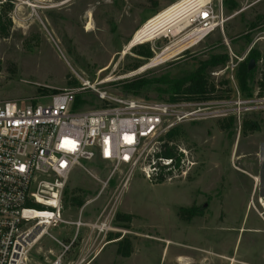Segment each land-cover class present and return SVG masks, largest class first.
Returning a JSON list of instances; mask_svg holds the SVG:
<instances>
[{"label": "rangeland", "instance_id": "1", "mask_svg": "<svg viewBox=\"0 0 264 264\" xmlns=\"http://www.w3.org/2000/svg\"><path fill=\"white\" fill-rule=\"evenodd\" d=\"M176 1L0 0V25L11 20L7 34L1 35L0 30V100L43 102L59 91L75 90L76 98L89 101L93 97L92 104H77L78 108L92 109L102 102L81 89L88 81L113 96L165 101L169 95L159 90V84L127 94L121 83L166 73L181 76L211 57L226 56L204 71L213 86L208 118L171 128H176L171 144L190 150L196 162L186 177L149 180L144 162L132 167L94 159L75 165L62 194L63 219L75 220L80 211L81 207L69 203L73 196L84 200L85 221H94L115 203L113 230L90 237L96 251H83L88 239L82 234L79 248L67 252L75 264H264V107L239 111L234 104L235 85L241 98L248 96L237 82V66L232 67L251 50L259 53L261 59H253L249 85L251 95L255 94L264 65V0H213L215 21L222 23L223 31L216 29L172 58L150 66L156 54L188 29L127 44L148 18ZM233 2L237 7L230 9ZM139 44L150 47L151 58L134 53ZM137 62L141 65L131 70ZM221 112L226 115L219 116ZM244 121L248 128L257 125L259 129L245 130ZM183 210L192 213L187 220ZM68 227L58 225L50 231L68 244L72 235ZM123 239L130 243L129 257L117 253ZM49 248L54 254L62 251L44 236L31 254V264L52 261Z\"/></svg>", "mask_w": 264, "mask_h": 264}, {"label": "built area", "instance_id": "2", "mask_svg": "<svg viewBox=\"0 0 264 264\" xmlns=\"http://www.w3.org/2000/svg\"><path fill=\"white\" fill-rule=\"evenodd\" d=\"M197 6L187 28L199 29L202 37L216 29L222 32V23L215 21L213 0ZM81 89L94 93L102 104L81 110L75 90L59 91L43 102L0 100V264H31V254L44 236L65 252L82 227L94 238L113 230L114 202L94 221L83 220L82 206L75 220L62 217L65 183L80 162L98 159L132 167L144 162L146 178L157 181L167 175L186 177L196 165L190 150L173 146L166 135L178 123L208 118L210 99L137 100L113 96L88 81ZM234 91L239 111L264 107V95L258 90L246 98L240 97L236 85ZM168 147L173 148L169 157L162 154ZM58 225L71 228L68 244L51 233ZM47 252L52 254L51 249ZM61 257L48 264H59Z\"/></svg>", "mask_w": 264, "mask_h": 264}, {"label": "trees", "instance_id": "3", "mask_svg": "<svg viewBox=\"0 0 264 264\" xmlns=\"http://www.w3.org/2000/svg\"><path fill=\"white\" fill-rule=\"evenodd\" d=\"M226 3V0L224 1ZM237 5L235 2H233L232 5L229 6L230 9L236 8ZM10 19L7 20V25L2 26L0 25V30H1V35L7 34V29L10 25ZM255 24V23H252ZM134 53L140 56L141 58L144 59H149L152 57V51L150 47L147 44H139L135 46L134 48ZM226 58V56H216V57H211L209 60H206L204 62H200L196 68L192 71L186 72L181 76H176V77H171L168 73L161 75L160 77H154L152 79H145L144 77H136L132 79H125L121 83V88L123 92L129 94H136L140 93L141 90H143L145 87L151 86L153 84H159L162 86L159 88L161 92H165L169 95L168 100H176L179 98L182 99H190V100H203V99H211L213 96L209 94V91L213 89V86L208 84V81L205 78L204 71L206 69V66H211L213 63H215V60H221ZM258 61L261 59L260 55L258 52L255 50H251L249 55L243 59L241 62L238 63L237 65V70H236V79L239 84V87L241 89V92L244 94V96H251L252 91L249 88V85L252 84L253 82V70L252 68H249V64L251 60ZM217 60V61H218ZM253 60V61H254ZM141 63H135L133 64L130 69H136L139 67ZM258 86V94L261 95L264 93V65L261 67L260 71V77L257 83ZM91 97V96H90ZM93 99V97H91ZM81 99V98H75L76 100V105L78 104L83 105V104H92L93 101ZM230 121H232V118H229ZM247 121L243 122V127L246 130L248 127ZM248 129H254L258 130V126L254 125L251 128ZM176 134V128L170 130L166 137L168 139H171L175 136ZM162 154L164 156H172L173 155V148L168 147L166 148ZM69 203L73 207L80 208L84 200L83 198L73 196L69 199ZM184 212L187 213V211L183 210ZM190 212V211H188ZM183 214V213H181ZM185 219L187 220L192 213H187V215L183 214ZM117 253L121 255L122 257H129L131 254V249H130V243L128 240L123 239L120 240L119 246L117 248Z\"/></svg>", "mask_w": 264, "mask_h": 264}, {"label": "bare ground", "instance_id": "4", "mask_svg": "<svg viewBox=\"0 0 264 264\" xmlns=\"http://www.w3.org/2000/svg\"><path fill=\"white\" fill-rule=\"evenodd\" d=\"M205 1L206 0H177L156 15L154 14V16L148 18V20L133 33L127 47L139 42L152 40L158 36H166L173 30L182 32L188 29L180 39H177L172 44L165 47L161 53L156 54L149 62L151 66L172 58L183 50L195 45L201 39L202 32L199 29L189 30V28H187L190 26L189 17L193 15L191 12L195 9V6L198 5V8ZM190 29L193 28L191 27ZM255 179L256 181L258 180L257 178ZM262 206H264V204H262Z\"/></svg>", "mask_w": 264, "mask_h": 264}, {"label": "crops", "instance_id": "5", "mask_svg": "<svg viewBox=\"0 0 264 264\" xmlns=\"http://www.w3.org/2000/svg\"><path fill=\"white\" fill-rule=\"evenodd\" d=\"M84 234V238L85 239H88L85 243V246L83 248V251L86 253V254H91L92 252L94 253L96 251V246H95V243L94 244H91L92 243V240H90V237L92 238V235H89L88 233V229L86 227H82L79 235L77 236L76 240L74 241V243L72 244V246L67 249L65 252L61 251V250H58V252L56 254L52 253V255L54 256V258L60 254H62V257L60 259V263L59 264H75V261H69L68 260V257H67V252H70L72 251V249H74L75 247L79 248V245L78 243L79 242V237L80 235ZM76 244V245H75ZM51 249V248H49ZM52 250V249H51ZM80 250V249H79ZM53 252V251H52ZM48 253V252H47ZM81 254L79 255L78 259L80 258ZM88 256V255H87ZM96 253L94 254V257H96ZM93 257V259H95ZM93 261V260H92ZM91 261V262H92Z\"/></svg>", "mask_w": 264, "mask_h": 264}, {"label": "water", "instance_id": "6", "mask_svg": "<svg viewBox=\"0 0 264 264\" xmlns=\"http://www.w3.org/2000/svg\"><path fill=\"white\" fill-rule=\"evenodd\" d=\"M249 65H250L249 68H253V66H254V61L251 60Z\"/></svg>", "mask_w": 264, "mask_h": 264}]
</instances>
